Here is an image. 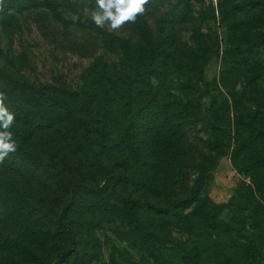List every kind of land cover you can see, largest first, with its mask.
Masks as SVG:
<instances>
[{
    "label": "rangeland",
    "instance_id": "rangeland-1",
    "mask_svg": "<svg viewBox=\"0 0 264 264\" xmlns=\"http://www.w3.org/2000/svg\"><path fill=\"white\" fill-rule=\"evenodd\" d=\"M94 8L0 0V92L18 144L0 163V264H264V0H151L115 32ZM222 131L231 147L213 167ZM195 186L207 218L198 202L159 208Z\"/></svg>",
    "mask_w": 264,
    "mask_h": 264
},
{
    "label": "trees",
    "instance_id": "trees-1",
    "mask_svg": "<svg viewBox=\"0 0 264 264\" xmlns=\"http://www.w3.org/2000/svg\"><path fill=\"white\" fill-rule=\"evenodd\" d=\"M187 1V0H186ZM79 25L81 26H87V27H90L92 26V24L88 21V20H85V21H82L79 23ZM259 37L262 38L264 40V33H260L259 34ZM207 62V61H205ZM178 112H179V116L183 117V118H188L190 117L191 115V110H192V106H191V103L190 102H185V103H182L180 102L179 103V109H176ZM162 112H163V115H168L170 113V110L168 107H164L162 108ZM159 116L160 114L154 112L152 113L150 116L147 117V122H149V125L151 126L149 129L151 131H154L157 127H158V119H159ZM57 118L60 120L61 119V115L60 114H57ZM156 127V128H155ZM155 128V129H154ZM154 129V130H152ZM57 132H59L61 135L62 134V131L61 129H57ZM102 132V130H101ZM160 132V131H159ZM151 133V132H150ZM220 134H222L224 137H228V141H221L220 140ZM102 135H104V133L102 132ZM157 136L159 137V135H155L153 133V137L157 138ZM215 136L217 137V140L220 141V147L217 151V156H216V159L213 161V164L212 166L215 167V165L217 164V159L221 156L224 155V153L231 147V143H230V133L227 132V131H222L221 133H218L216 132L215 133ZM239 142L237 141V144ZM131 146V145H130ZM241 146V144H240ZM225 147V148H224ZM226 149V150H225ZM118 183L120 184V187H119V190L121 193H119V196H118V200L121 204H124L125 206H127V209L128 210H131L130 208V201H126V197L124 194H126L128 192V190L133 186L131 184V186L129 185V183H131V180L130 178L126 175V173H120L118 174ZM203 179V178H202ZM202 181L201 179H199V182ZM134 182V181H132ZM198 183V182H197ZM198 185V184H197ZM130 187V188H129ZM200 186L197 187H193L191 189V191L187 194L186 197L182 198L181 200H179V202L177 203H166L165 206H161L159 207L161 210H164V211H174V212H177L178 208L180 207H187V206H190V204H192L193 202H198L200 203L199 207L197 208V212L198 214H202V216H204L205 218H207L210 214H211V203L210 205H207V201H209V197H205L204 199H199V195H200ZM132 205H137L139 206L141 204V201H139L138 199H135L134 201H132ZM213 206V205H212ZM60 228L62 229L61 230V233H62V236L65 234L66 235V230L64 228L63 225H60ZM224 228L226 229V231H235L236 230V227L234 225H231V224H226L224 226ZM112 231L118 236L120 237L125 243L126 245L135 253L137 254L141 259L144 260V248L141 244H139L136 239L130 235L129 233H125V231H121L120 228L116 225H113L112 227ZM64 238V237H63Z\"/></svg>",
    "mask_w": 264,
    "mask_h": 264
},
{
    "label": "clouds",
    "instance_id": "clouds-1",
    "mask_svg": "<svg viewBox=\"0 0 264 264\" xmlns=\"http://www.w3.org/2000/svg\"><path fill=\"white\" fill-rule=\"evenodd\" d=\"M151 0H95V8L90 11L92 22L99 28L119 31L127 23H134L143 15ZM77 17H73L75 21ZM7 97L0 92V163L15 153L18 144L11 131L15 124V114L5 104Z\"/></svg>",
    "mask_w": 264,
    "mask_h": 264
}]
</instances>
